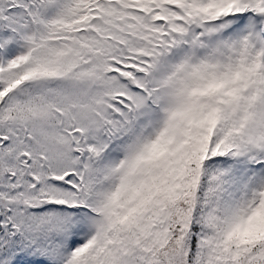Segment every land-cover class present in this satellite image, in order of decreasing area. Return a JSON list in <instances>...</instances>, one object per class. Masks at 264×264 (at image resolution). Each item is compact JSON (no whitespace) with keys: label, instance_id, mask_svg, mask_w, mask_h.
Wrapping results in <instances>:
<instances>
[{"label":"snow or ice","instance_id":"1","mask_svg":"<svg viewBox=\"0 0 264 264\" xmlns=\"http://www.w3.org/2000/svg\"><path fill=\"white\" fill-rule=\"evenodd\" d=\"M0 264H264V0H0Z\"/></svg>","mask_w":264,"mask_h":264}]
</instances>
